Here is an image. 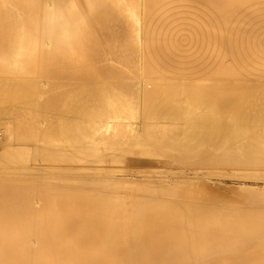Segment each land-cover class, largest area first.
Segmentation results:
<instances>
[{
  "label": "bare ground",
  "instance_id": "6f19581e",
  "mask_svg": "<svg viewBox=\"0 0 264 264\" xmlns=\"http://www.w3.org/2000/svg\"><path fill=\"white\" fill-rule=\"evenodd\" d=\"M3 100L0 264H264V0H0Z\"/></svg>",
  "mask_w": 264,
  "mask_h": 264
},
{
  "label": "rangeland",
  "instance_id": "374dc122",
  "mask_svg": "<svg viewBox=\"0 0 264 264\" xmlns=\"http://www.w3.org/2000/svg\"><path fill=\"white\" fill-rule=\"evenodd\" d=\"M143 8H145V7H143ZM120 102L121 100H117V102ZM4 102V100L3 101H0V105H2V103ZM76 102V103H75ZM75 102H73V103H71L72 105H74L73 107H76L75 106V104L78 106L79 105V102H77V101H75ZM122 102V101H121ZM120 102V103H121ZM128 111H129V113H128ZM128 111H125V112H123V114L128 118V114L132 117H129V119L130 120H128V119H124L123 120V123L124 122H126L127 124H129L130 122H131V124L134 122V125L132 124V128H133V132L135 131H139V128L136 130H134V128H135V125L137 126V124L138 123H136L137 121H138V119H137V115L138 114H132L131 112H130V110H128ZM31 112H33V113H31V116L33 117V115L34 114H38V111H31ZM75 114V115H74ZM68 115H70V116H74V118H79L80 116L79 115H81V113H79L78 115L76 114V113H72V112H70ZM134 115V116H133ZM136 116V117H135ZM6 119H7V121H5V119H3V121L2 120H0V121H2V123H3V125H1V126H3V129H4V131H5V129H8V128H6L7 126L9 127V125H11V123H9L10 121H13V119L11 120V118H12V116H10V117H7V115H5L4 116ZM135 117V119H133ZM8 118H10L9 120V122H8ZM135 120V121H134ZM8 122V123H7ZM7 123V124H6ZM9 124V125H8ZM6 127H5V126ZM29 123H24V124H22V126L21 127H19V129L18 128H16L17 127V124H16V126H15V123H14V125L12 124V126H13V130H15L11 135H12V138L15 140V139H21L22 141L20 142V140H18V141H14L13 139V142L15 143H24L23 141H26V140H23V139H25V138H23V137H25L26 136V134H30V130H29ZM122 126V125H121ZM125 126H126V128H127V126H130V124L129 125H124V127H123V129H122V127H119V129H122V130H124V128H125ZM26 128V129H25ZM125 128V130H127ZM17 129L19 130V131H17ZM117 130L120 134L122 133V131L121 130ZM25 130H26V133H24L25 132ZM29 130V131H28ZM75 129H73L72 130V132H70L68 135L70 136H72V135H76V134H79V129H76V131H74ZM124 130V131H125ZM129 130V129H128ZM127 130V131H128ZM7 131V130H6ZM6 131L4 132L5 134H6ZM121 131V132H120ZM123 131V132H124ZM127 131H125V132H127ZM117 132V134H119ZM132 132V133H133ZM9 133H10V131H9ZM16 133V134H15ZM59 133H60V136H61V139L59 138L60 136H59ZM129 133H131V130L129 131ZM131 133V135L130 134H128L129 136H130V138H129V140L131 139V136L133 135ZM15 134V135H14ZM18 134H19V136H18ZM120 134L119 135H116L115 137L117 138H115L114 137V139H112V144H114V141H115V139H116V141H115V143H119V141L121 140H123L122 141V143L120 142V145L122 144L123 146H124V144L126 143L125 141H127V143H129V141L128 140H125V138L124 139H118V137L117 136H120ZM124 134V133H123ZM20 135H23V137L22 136H20ZM65 135V133H63V132H58L57 133V136H58V138L60 139H58L57 137H56V135L55 134H53V138H56V141L57 140H59L58 141V143L61 145V141H64V143L62 144V145H65L66 146V143H68L67 145H69V148H68V146H66L67 147V152L69 153V155H71V154H73V155H75L76 154V152L79 154V155H81L83 152L81 151V148L82 147H86V146H83V143H78V142H80V141H73V138H71V140L68 138L69 136L67 135V138H65L66 136H64ZM14 136V137H13ZM55 136V137H54ZM79 136V135H78ZM77 136V137H78ZM124 136H126V133H125V135H123V137ZM129 136H126V138H128ZM16 137V138H15ZM80 137V136H79ZM121 138H123L122 137V135L120 136ZM50 138V137H49ZM67 139H69V140H67ZM119 140V141H118ZM118 141V142H117ZM74 142V143H73ZM77 142V143H76ZM124 143V144H123ZM71 144L73 145V144H75V146L73 147H70L71 146ZM82 145V147H81V145ZM76 145H80L79 146V148H77L76 147ZM84 145H86V144H84ZM126 145V144H125ZM128 145V144H127ZM129 145H130V143H129ZM118 146H119V144H118ZM64 147V146H63ZM66 147H65V149H66ZM108 147V146H107ZM106 147V148H107ZM125 147H127L126 149H128V147H130V146H124V147H117L116 149H113L112 148V146L110 147L111 149H109V147L105 150V152H107L108 151V153L107 154H109V153H112V152H115L116 153V155H119L120 157H119V159H121V161L120 160H118L116 163H112L111 161H109L110 160V158H111V156L114 154H111V155H105L106 157H104V159H105V162H103L104 163V167L106 168V171L105 172H103V173H107V174H109V177L110 178H114V177H118L119 178V176H120V178L121 177H123V178H126L125 179V181L127 182V184H128V182H129V186H131V187H133L132 185H131V183H136L135 184V186H136V188H138L141 184H145V185H143V186H145V187H143V186H141V187H143L141 190L142 191H145L146 189H147V187L149 188L150 186H151V182H153V183H155L156 185L158 184L157 182H159L158 180H159V178H158V180H157V175L159 176L160 175V173H163L162 171H164V170H167V168H165V166H164V164H163V159L165 158L164 156H162V154H160V153H155V154H145V156H144V154L142 155V154H140V155H138V154H131V155H133L134 156V158H133V156H131L130 157V154L128 155H126V153H124V151L126 150L125 149ZM71 148V149H70ZM1 150H4V146H1V149H0V154H1ZM70 150V151H69ZM75 152H73V151ZM111 150V151H110ZM66 151V150H65ZM7 151H5L4 153H3V151H2V153L3 154H5ZM67 152H66V154H67ZM33 153H34V150H32V157H34V156H37L36 155V153H34V155H33ZM122 153H123V155H122ZM78 154H76V156H78L79 157V155ZM158 154V155H157ZM82 155H84V154H82ZM155 155V156H154ZM30 156V161H31V159L34 161L37 157H34V158H32ZM137 156V157H136ZM81 157V156H80ZM85 157V156H84ZM113 157V156H112ZM143 157V158H142ZM129 158V159H128ZM149 158V159H148ZM144 160V161H143ZM33 161H31V163L33 164ZM37 161L38 162H40L38 159H37ZM37 161H36V163H37ZM46 162V161H45ZM61 162H67V161H61ZM111 162V163H110ZM135 164H134V163ZM71 164L73 163V161L72 162H70ZM75 163V162H74ZM73 163V164H74ZM77 164H78V162H76ZM133 163V164H132ZM137 163V164H136ZM141 163V164H140ZM151 163V165H149V164ZM155 165H153V164ZM77 164H75L76 166H78ZM109 164H113L114 166H111V165H109ZM129 164V165H128ZM131 164V165H130ZM103 165V164H102ZM108 165V166H107ZM116 165V166H115ZM120 165V166H119ZM140 165V166H139ZM206 165V164H205ZM203 165V164H201V166H199V165H197V166H199L200 168H202V170H203V168H204V170L203 171H205V167H206V169L208 168V166L206 165ZM123 166H125V168H123ZM151 166H153L154 168H152ZM176 167V165L175 164H167V167ZM204 166V167H203ZM216 166H218V164L217 165H215V167ZM126 167H127V169H126ZM135 168V169H133V168ZM219 167V166H218ZM222 166L220 165V168H221ZM131 168V169H130ZM140 170H139V169ZM196 168V167H195ZM114 169V170H113ZM124 169V170H123ZM139 170V171H136V170ZM147 169V170H146ZM216 169L218 170V172L220 171L219 170V168H215V172H216ZM113 170V171H112ZM135 171V172H133V171ZM154 170V171H153ZM155 170H156V172H155ZM189 170V169H188ZM146 171V172H145ZM150 171V172H149ZM160 171V172H159ZM189 171H191V169L189 170ZM188 171V172H189ZM262 171V173H264V170H261ZM125 172H127L128 174H126ZM130 172V173H129ZM133 172V173H132ZM214 172V175H205V177L203 176V179H205L207 176L208 177H210V178H207L208 179V181L207 182H209V181H211V178H212V182L213 181H216L217 180V178H219V177H214L215 175H217L216 173ZM110 173H111V175H110ZM115 173V174H114ZM118 173V174H117ZM123 173V174H122ZM190 174H192V171L191 172H189ZM188 173V174H189ZM112 174H113V176H112ZM165 174V173H164ZM163 174V175H164ZM189 174V175H190ZM213 174V173H212ZM116 175V176H115ZM119 175V176H118ZM124 175H127V176H124ZM152 175V176H151ZM140 176V177H139ZM142 176V177H141ZM143 176H144V178H143ZM146 176H148V177H146ZM154 176V177H153ZM191 177H193V175H190ZM217 176H219V175H217ZM116 177V178H117ZM139 177V178H138ZM215 178V179H214ZM196 179V178H195ZM194 178H191L190 179V181H193V180H195ZM200 179V178H199ZM202 179V178H201ZM201 179L199 180L200 182H201ZM210 179V180H209ZM196 181V180H195ZM204 182L206 181V179L205 180H203ZM150 182V183H149ZM197 182H198V180H197ZM149 183V184H148ZM152 183V187H155L154 185L155 184H153ZM209 183H211V182H209ZM137 185H139V186H137ZM147 185H150V186H147ZM141 187H139V188H141ZM146 188V189H145Z\"/></svg>",
  "mask_w": 264,
  "mask_h": 264
}]
</instances>
